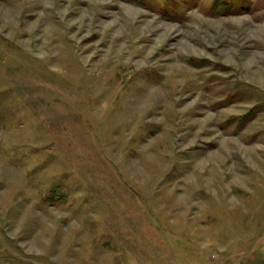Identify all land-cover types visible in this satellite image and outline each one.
Returning <instances> with one entry per match:
<instances>
[{"label": "rangeland", "instance_id": "374dc122", "mask_svg": "<svg viewBox=\"0 0 264 264\" xmlns=\"http://www.w3.org/2000/svg\"><path fill=\"white\" fill-rule=\"evenodd\" d=\"M135 1L0 0V264H264V0Z\"/></svg>", "mask_w": 264, "mask_h": 264}, {"label": "trees", "instance_id": "16d2710c", "mask_svg": "<svg viewBox=\"0 0 264 264\" xmlns=\"http://www.w3.org/2000/svg\"><path fill=\"white\" fill-rule=\"evenodd\" d=\"M139 4L140 0H136ZM135 1V2H136ZM161 3V14L166 15L167 11L176 13L178 10L186 11L195 8L199 5L200 0H158ZM253 0H213L209 6L210 13L220 15H230L234 11L248 10L251 8ZM136 2V3H137ZM146 0H144V7ZM238 13V12H236ZM246 13V12H245ZM254 108L249 113L245 114L242 119H252Z\"/></svg>", "mask_w": 264, "mask_h": 264}]
</instances>
